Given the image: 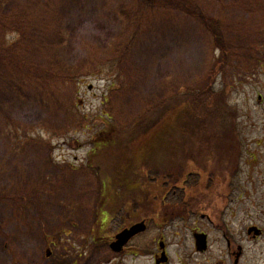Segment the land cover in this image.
<instances>
[{
    "label": "rangeland",
    "instance_id": "obj_1",
    "mask_svg": "<svg viewBox=\"0 0 264 264\" xmlns=\"http://www.w3.org/2000/svg\"><path fill=\"white\" fill-rule=\"evenodd\" d=\"M26 1L36 4L32 8L36 12H41L45 4L44 0ZM54 1L51 0L52 5L58 2L60 8L56 18L61 21L60 32L70 35L66 52L59 55L62 58L67 55L69 65L81 67L85 65L83 58L93 48L105 50L124 37L119 32L116 13L133 3L132 0ZM201 6L203 11L223 21L239 61H248L252 52V56L258 53L255 48L264 42V30L262 34L257 31L264 28L262 0H212L202 2ZM15 8L9 7L7 13L13 14ZM154 22L147 27L134 50L133 62L130 61L137 87L128 99L116 93L123 83V80H119L120 84L112 82L116 73L102 74L97 69L80 73L75 103L91 119L103 112L105 99L116 102L115 115L126 123L148 107L159 106L177 94L182 97L191 87L202 90L209 85L207 76L215 68L219 54L205 27L181 13L160 15ZM104 58L106 65L115 59L111 50H105ZM126 66H120L119 70L130 72ZM254 73L251 77L246 72H233L228 85H224L222 76L213 84L215 92L225 90L236 115L240 153L237 171L232 176L225 175L230 180L228 185L231 183L224 195L230 196L225 219L229 214L235 217L229 235H233L234 244L245 249L243 264H264V234L252 240L247 233L251 226L264 231V71ZM9 112L25 128L24 136L32 144L25 149L21 139L14 141L0 121V264H109L116 257L107 246L109 238L122 228V212L130 207L122 205L118 191L111 186L113 179L105 195L100 179L86 169L91 140L102 128L73 129L65 113L45 127L49 111L34 104L25 106L21 102V106ZM126 171L131 188L144 184L145 192H152L157 188L163 190L166 184L164 178L156 177L154 182L152 178L145 182L138 160ZM169 201L178 212L181 202L172 198ZM152 204L148 211L153 210V214L154 210L160 211L156 202ZM135 208L132 212L142 218L154 216L144 213L142 207L139 211ZM195 229L208 236L206 254L195 249ZM162 237L168 248V264H216L229 260L223 234L197 217L187 224L178 220L166 227L151 219L147 232L132 243L134 248H140V254L134 251L139 256L129 254L112 264H156L154 257L160 254L158 244Z\"/></svg>",
    "mask_w": 264,
    "mask_h": 264
},
{
    "label": "trees",
    "instance_id": "obj_2",
    "mask_svg": "<svg viewBox=\"0 0 264 264\" xmlns=\"http://www.w3.org/2000/svg\"><path fill=\"white\" fill-rule=\"evenodd\" d=\"M23 1L0 0V121L8 135L14 141L20 138L25 149L32 144L24 136L25 128L9 112L21 106V102L49 111L45 127L58 121L55 117L60 113H65L73 129L102 128L91 140L92 151L86 169L100 179L103 194L106 195L113 179L112 188L118 191L122 205L130 209L142 207L144 213L153 214V210L148 211L153 208V202L159 209L173 207L169 201L172 198L181 202L180 210L175 211L180 217L202 213L218 215L219 200L226 199L224 195L231 184L228 185L230 180L225 175L232 176L238 169L240 142L234 124L236 115L229 106L228 95L225 90L215 92L213 84L222 76L224 85H228L233 72L242 71L254 77V71H264V42L255 48L258 52L255 56L251 53L250 63L242 62L231 48L223 21L203 11L201 3L212 0H132L129 7L116 13L119 32L124 33V37L104 48L111 50L115 59L106 65L105 50L93 48L83 58V67L69 65L67 55L64 58L59 55L61 51L66 52L70 35L60 32L61 21L56 20L60 13L57 0L55 5L51 0H44L45 8L41 12L32 11L35 3ZM12 6L16 7V12L8 14L7 9ZM176 13L199 21L212 37L219 57L215 68L208 73L209 85L202 90L191 87L182 97L177 94L159 106L148 107L126 123L116 117V102L111 98L104 100L103 112L93 119L79 110L75 103V86L82 78V71L91 73L97 69L102 74L116 73L112 82L120 84L119 80H123L116 93L128 99L137 87L130 64L135 48L158 16ZM263 30L257 31L262 34ZM127 57L129 61L124 63ZM126 64L125 69L131 71H120L119 67ZM127 107L132 106L127 104ZM137 160L145 182L151 181L150 178L154 182L153 177L164 178L163 190L145 192L144 184L131 188L126 169ZM128 213L132 219L142 216L132 211ZM153 215L163 222L162 211L154 210Z\"/></svg>",
    "mask_w": 264,
    "mask_h": 264
},
{
    "label": "flooded vegetation",
    "instance_id": "obj_3",
    "mask_svg": "<svg viewBox=\"0 0 264 264\" xmlns=\"http://www.w3.org/2000/svg\"><path fill=\"white\" fill-rule=\"evenodd\" d=\"M194 180H193V182H194ZM229 197L230 196H227V199L221 200V201L218 199L219 200V204L221 206L218 209V215H216V216H212V214H209V213H202L199 216H195L194 214H192L191 216L190 215L189 216L188 215H183L184 217H180V215H176L177 213L175 212V208H173V207H164V208L160 209V211L163 212V215H162L163 222H159L158 221L159 218H157V217H153L151 219H153L154 221H158L159 224H163L164 227H166L168 224H171V222H174V221H178L179 220L180 222H182L184 224H187L192 218L199 217L201 219V221H203V222H205L207 224V226H210L213 229L221 232L223 234L224 238H225L227 249H228L227 252H228L229 260H228V262L218 261L216 264H243L242 262H243V259H244V256H245V249L239 244L238 245L234 244L233 241H232L233 235H229L231 233V231L229 230L230 225H231L230 223H231V220L232 219L234 220L235 217L233 218V214H229L227 219H225V216H226V214L228 212L227 210H228V205H229V202H228ZM120 209H122V208H120ZM129 210L133 211V209L131 208V209H126V210H124V212H122L123 213L122 214V224L120 225V227H122V228L113 237L109 238L110 240H109V243L107 244V246L109 247V250L111 251V253L116 256L113 260H111L109 262V264H112V262H114L117 258L118 259L119 258H123L124 256H128L129 254H132L134 257H137L141 253L140 252V248H134L132 246V243H133L134 240H136L142 234L134 236L129 241V243L121 251H119L118 253H114L113 250L111 249V244L114 242L117 234L121 233L122 231H124L126 229H130L132 226H134L135 224H138V223H140L142 221H145V223L147 224L148 227L150 225V220L151 219L149 220L148 218H142V217H137V216H134V218L132 219L131 214L128 213ZM179 210L180 209H178V211ZM135 211H139V209L135 208ZM107 219H110V217L107 216ZM228 220L230 222H227ZM251 227H256V226H251ZM251 227H249L248 230ZM261 231H262V235H263L264 231L263 230H261ZM197 233L205 235V233H201L197 229L194 230L193 239H194V244H195L196 251H197V238H196V234ZM247 233H248V231H247ZM248 236H249V234H248ZM251 239L255 240V238L253 236L251 237ZM162 242L165 244V250H166V253L168 255V248H167V244L164 242V237L159 239V243H162ZM205 245L207 246V249L203 250V251L199 250L200 252H198V253L206 254L209 251L208 237H207V240L205 242ZM201 248H203V242H201ZM134 251H137L139 254L134 253ZM161 253H162V251L160 250V254L159 255L157 254L154 257L156 264H157V261L161 257ZM168 262H169V260H168ZM168 262L166 264H168Z\"/></svg>",
    "mask_w": 264,
    "mask_h": 264
},
{
    "label": "water",
    "instance_id": "obj_4",
    "mask_svg": "<svg viewBox=\"0 0 264 264\" xmlns=\"http://www.w3.org/2000/svg\"><path fill=\"white\" fill-rule=\"evenodd\" d=\"M147 229L145 223H140L137 225H134L133 227H131L130 229H126L124 231H122L121 233H119L116 236V240L114 243L111 244V249L118 253L119 251H121L128 243L129 241L136 235H138L139 233L145 232ZM255 233L256 236L261 234V231L258 230L257 228H252L250 229L249 233ZM197 238V248L198 250H205L206 249V236L205 235H196ZM201 242H203V248H201ZM161 248L164 249V244H161ZM167 262V258L165 253H163L162 255V259L160 261H158V263H166Z\"/></svg>",
    "mask_w": 264,
    "mask_h": 264
}]
</instances>
